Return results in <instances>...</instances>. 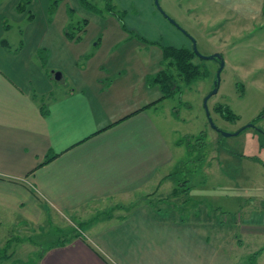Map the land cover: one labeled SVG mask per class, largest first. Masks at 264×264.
Returning <instances> with one entry per match:
<instances>
[{
  "label": "rangeland",
  "instance_id": "rangeland-1",
  "mask_svg": "<svg viewBox=\"0 0 264 264\" xmlns=\"http://www.w3.org/2000/svg\"><path fill=\"white\" fill-rule=\"evenodd\" d=\"M24 1L0 0V35L12 44L11 50H3L18 55L14 61L7 59L3 69L10 77L14 71L17 80L23 72L24 84L30 80L32 86L43 87L55 71L67 78L85 64V57L93 59L90 75L102 63L108 74L115 73L118 65L135 70L143 64L154 69L163 63L162 44L192 49L196 45L202 55L221 53L224 67L218 91L212 93L220 60L196 54L194 62L207 69L206 77L186 84L177 76L179 90L159 105L175 151L171 166L175 192H168L171 186L166 184L162 191H145L119 202L103 201L90 206L85 219L54 212L40 224H19L3 216L0 264L36 263L45 247L73 232L81 233L88 218L139 206L206 225L200 230L215 237L214 245L224 246L234 263L264 264V26L253 32L250 27L232 30L247 38L230 40L223 37L237 24L223 29L221 25L214 31L200 8L197 14H185L171 0L168 4L158 0L159 6L153 0L154 10L146 0H61L54 10L52 0H30L21 10ZM124 7L129 9L125 16ZM138 11L143 15H137ZM123 20L134 29L128 31L126 41L121 40ZM145 36L159 43L140 53L132 43ZM164 68L163 63L160 69ZM221 105L237 118L225 117L217 110ZM258 251L261 254L254 256Z\"/></svg>",
  "mask_w": 264,
  "mask_h": 264
},
{
  "label": "crops",
  "instance_id": "crops-1",
  "mask_svg": "<svg viewBox=\"0 0 264 264\" xmlns=\"http://www.w3.org/2000/svg\"><path fill=\"white\" fill-rule=\"evenodd\" d=\"M171 1L185 14H197L200 8L214 31L237 24L223 37L230 40L247 38L232 30L250 27L253 32L264 26V0ZM146 4L154 10L153 0ZM122 14H129V9L124 7ZM123 22L121 40L126 41L134 29ZM2 36L1 219L40 224L54 212L85 219L90 206L103 201L162 191L166 184L171 186L168 192L176 191L171 179L175 151L167 136V120L159 114L162 102L149 105L163 95L159 84H148V77L163 63L154 69L142 64L135 70L118 65L113 74L104 72L102 63L90 75L93 59L85 57L76 74L62 81L50 76L47 85L35 87L30 80L23 83V72L17 80L14 71L13 77L4 71L7 59L14 61L18 55L5 53L3 47L11 50L12 44ZM141 39L131 42L140 53L159 43L146 36ZM49 153L56 157L43 163ZM86 221L80 236L49 247L39 264H239L225 254L224 246L214 245L215 237L200 230L206 225L145 206ZM233 254L237 257L239 252Z\"/></svg>",
  "mask_w": 264,
  "mask_h": 264
},
{
  "label": "trees",
  "instance_id": "trees-1",
  "mask_svg": "<svg viewBox=\"0 0 264 264\" xmlns=\"http://www.w3.org/2000/svg\"><path fill=\"white\" fill-rule=\"evenodd\" d=\"M61 0H52L51 8L54 10L56 5ZM30 0H25L21 2L19 9L23 10L25 8V4L29 3ZM85 23H87L85 21ZM71 38H74L72 33H68ZM163 48V63L166 65V68L160 70L157 74L148 77V84L155 85L159 84L163 95L156 100L155 102L149 104L153 105L168 96H171L173 93L179 90V85L177 83V76L180 77L186 84H191L193 81L197 79H203L207 75V69L201 65L200 63H195L194 58L196 57V53L194 49L189 47H177L173 45H162ZM147 107V106H146ZM218 111H221L222 114L229 118L235 120L237 115L234 114L232 110H230L226 106H218ZM55 154L49 153L44 160L43 163H47L51 161ZM81 233L73 232L66 238L59 239L54 243H51L47 247L44 248L43 251L38 256V261L33 264H39L43 253L53 245H65L67 242H71L75 237L80 236ZM9 242V241H8ZM259 252H257L254 256H256ZM3 256V255H2ZM1 256V257H2ZM0 257V258H1ZM5 258L8 256L4 255ZM20 264H31V263H23L19 260ZM16 264V263H14Z\"/></svg>",
  "mask_w": 264,
  "mask_h": 264
},
{
  "label": "water",
  "instance_id": "water-1",
  "mask_svg": "<svg viewBox=\"0 0 264 264\" xmlns=\"http://www.w3.org/2000/svg\"><path fill=\"white\" fill-rule=\"evenodd\" d=\"M156 3H157V5L159 6V4H158V0H156ZM171 21H173L174 22V20L173 19H170ZM194 51H195V53L197 54V55H199L201 58H203V59H218V60H220V68H219V70H218V75H217V79H216V82H215V88H214V90H213V92L212 93H216L217 91H218V86H219V83H220V73H221V70L223 69V67H224V60H223V56H222V54L221 53H214V54H212V55H202L199 51H198V49H197V47H196V45H194ZM53 77H54V79L55 80H58V81H62V79H63V74H62V72H60V71H55L54 73H53ZM209 97V96H208ZM208 100V99H207ZM207 102V101H206ZM207 113H208V115H209V117H210V121H211V123L214 125V123H213V120H212V118H211V116H210V112L209 111H207ZM215 126V125H214ZM224 135H231V133H229V132H225V131H221ZM240 131H238V132H236V134H238Z\"/></svg>",
  "mask_w": 264,
  "mask_h": 264
}]
</instances>
